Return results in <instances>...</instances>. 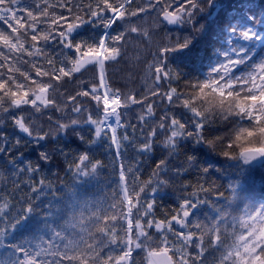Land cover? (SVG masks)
Here are the masks:
<instances>
[{
  "label": "snow or ice",
  "instance_id": "snow-or-ice-1",
  "mask_svg": "<svg viewBox=\"0 0 264 264\" xmlns=\"http://www.w3.org/2000/svg\"><path fill=\"white\" fill-rule=\"evenodd\" d=\"M133 3L134 0H94V3L80 5L72 4L71 0H56L55 3L49 0H0V70H3L0 71V113L12 115L19 129L33 137V128L25 122L23 116L17 117L11 110L22 109L23 106H30L37 112L49 106L62 110L58 96L63 88L66 93L63 103L71 101L74 105L72 110L79 113L81 106L76 105L77 98L81 95L85 98L91 96L101 118L93 119L89 114V122L96 126L94 135L87 141L83 135L79 139L92 145L101 137L103 128L107 127L111 129V141L119 154L116 127L109 121L114 117L116 125H120L121 115L118 110L137 101L135 94L125 95L119 88L111 89L105 79V70L108 63L117 62L122 57L123 42L128 36L136 34L151 38L148 28L133 21L142 18L140 14L150 15L155 12L163 23L179 28L177 35L168 37L159 46L158 58L147 68L155 84L154 88L148 89L149 94L157 96L160 95L162 80L179 83L184 78L180 72L181 62L194 52L201 38L211 30L214 21L210 18L213 12L223 8L222 0H146L145 4H137L135 7ZM81 8L84 9L82 14ZM262 25L264 5L259 15L254 8H248L239 18L233 16L221 20L218 33L222 39L213 45L207 64L201 65L206 70L201 73L202 79L197 78L194 84L186 81V86L191 89L189 92L172 87L163 94L169 103L175 97L178 110H187L192 114L187 118L183 114L177 118L175 114L169 116L166 112L162 117L159 127L164 129L169 125L171 128L164 143L173 152L178 147V139L185 137L192 138L195 144H207L215 149V139H206L203 135L206 122L211 123L215 118H230L236 123L233 136L226 145L229 150L221 152V155L237 163L241 173L229 185L232 202L228 203L227 208L211 204V215L204 213L202 223L198 214L203 205L211 202L202 200L197 192L208 195L210 189L198 186V189L181 198L178 210L170 217L166 215L158 221L149 219V216H155V199L142 204L141 195L146 188H150L155 197L170 181L157 178L153 183L150 177L147 181L137 183L133 173L130 187L122 164V198L119 206L126 227L121 236L117 230L121 218L115 213L117 204L108 206L113 210L109 214L100 201H90L87 193L80 191L102 170L103 162L92 154V148H78L75 152H65L63 148L52 152L45 150L39 153L40 160L51 162L56 152H59L73 174L74 183L67 191L65 188L59 189V193L53 190L51 182L46 185L44 179L39 181V188L25 185L37 200L44 193H52L48 206L42 210L45 215L41 220H35L33 215L34 210L40 206L33 204L32 197L25 195L20 201L22 207L15 214L10 211V207L15 208V205H10L6 198L0 203V264H47L49 253L58 259V264H136L133 258L136 250L146 251V264H197V260L199 264H205L206 237L207 248L211 250L209 254H220L213 264H264V203L259 206L249 203L242 188L243 177L251 169L256 166L264 168ZM86 28H102L103 31L98 36L94 34L85 38L81 31ZM24 56L44 57L47 66L30 63L24 60ZM28 63L30 70H22L18 66ZM89 69H98L99 88L104 89L102 95L97 94L96 85L82 93L68 92L66 85ZM147 113L154 114L153 104L147 105ZM79 126L77 120L58 123L57 135L75 133ZM189 126L196 131H190ZM152 135H155V131ZM48 136L47 132H37L35 143L39 144ZM15 145L19 146L20 140L17 139ZM141 150L151 151V144L143 143ZM12 151L13 146L7 143L0 146V153H4L5 157ZM16 151L20 152L19 147ZM0 159H3L6 170H15L21 174L24 170H42L40 163L35 167L29 163L25 169H21L20 165L24 164L22 152L19 157L13 154L10 158ZM187 160L190 165L196 164L194 155L188 156ZM167 164V160L161 159L156 167L166 173ZM210 167L201 169L202 173L207 175ZM128 171L132 170L129 168ZM179 174L180 170L177 169L176 175ZM157 175L153 173V176ZM215 190L218 196H223L218 189ZM17 191L22 189L18 188ZM241 206L243 210L239 215L230 211L239 210ZM141 208L144 209L142 213ZM133 209L143 218V222L140 218L135 220V239ZM174 222L181 227L178 233L173 229ZM189 225H194V231L185 232L183 229ZM30 227H35L37 233H52L47 249L29 241L4 244L10 236L14 240L15 233H23ZM151 230L159 234L155 239L150 235ZM166 233L178 236L184 247H176ZM189 244L196 246V259L185 251ZM114 245L120 249L118 255L112 254ZM177 253H180L178 258ZM52 264H57V260L52 261Z\"/></svg>",
  "mask_w": 264,
  "mask_h": 264
},
{
  "label": "trees",
  "instance_id": "trees-1",
  "mask_svg": "<svg viewBox=\"0 0 264 264\" xmlns=\"http://www.w3.org/2000/svg\"><path fill=\"white\" fill-rule=\"evenodd\" d=\"M49 2L55 3L56 0H49ZM71 3L87 5L94 3V0H71ZM145 3L146 0H134L133 7L137 4ZM222 4L223 8L214 11L210 18L214 22L209 33L201 38L194 52L181 62L180 72L184 78L179 83L162 80L160 82V95L157 96L149 94L148 89L154 88L155 84L150 79L151 73L147 71V68L149 64L154 62V59L158 58L159 46L168 37L177 35L179 28L173 25H166L158 18L155 12H152L150 15L140 14L142 18L133 21V23L148 28L151 32V38L140 37L136 34L128 36L123 42L122 57L118 58L117 62L108 63L105 70L106 81L111 86V89L119 88L121 93L125 95H136V103H130L127 107L119 109L122 122V127L117 131V138L120 143L119 154H117L115 145L112 144L111 135L107 129L103 128L101 137L97 138L92 145H87L79 139V136L83 135L85 141H87L94 135L96 126L89 122V114L92 115L93 119L101 118V114L94 106L96 102L92 100L91 96L85 98L81 95L77 98L75 103L81 106L79 113L72 110L74 105L71 101H68L66 104L63 103L64 96L66 95L63 88L60 89L58 96V101L62 104V110H58L52 106L41 109L40 112H37L30 106L11 110L15 116H23L25 122L33 128V137H29L19 129L12 119V115L0 113V146H4L5 143L13 146V151L8 153L7 157H5L4 153H0V157L10 158L13 154L19 157L20 152H22L24 164L20 165L21 169H25V166L29 163L33 167L37 163H40L42 169L39 172L24 170L23 174H21L15 170H6L3 159H0V203H3L6 198L10 205H15V208L10 207L12 214H15L22 207L20 201L27 195L33 198V204H39L40 206L34 210L33 215L35 220L43 219L45 214L42 210L48 206V202L52 199V193H44L37 200L34 198L32 191L28 187H25V185L31 184L39 188V181L44 179L46 185L51 182L53 190L59 193V189L61 188H65V191H67L73 185L74 178L72 172L68 170L67 162L64 161V157L59 152H56L51 162L41 161L39 153L45 150L52 152L58 148H63L65 152H75L78 148L83 150L91 147L93 150L92 154L103 162L102 170H99L96 178L81 188L80 191L87 193V198L90 201H100L108 209L109 214H112L113 210L108 208V206L110 204H117L115 213L121 216L117 223V230L121 236L123 235V229L126 227V221L121 215V208L119 206V201L122 198L120 195V168L122 164L124 165L125 176L128 179L130 187L133 173H135L137 183L147 181L150 177L153 183H155L157 178L168 179L170 181L168 186L160 189L155 197H153L150 188H146L145 193L141 195L142 204L155 199V216H149V219L158 221L165 218L166 215L170 217L174 211L178 210L181 198L188 195L194 189H198V186L210 189L208 195H205L204 192H197L202 200L211 202L210 204L203 205L201 213L198 214L202 223L204 222V213L211 215V204L227 208L228 203L232 202L229 185L233 184L241 173L237 163L221 155V152L229 150L226 145L229 142V138L233 136L234 129L237 126L236 123L230 118H215L211 123L206 122V126L202 130L203 135L206 139H215L217 144L215 149L210 148L207 144H195L192 138L185 137L178 139V147L174 152L167 149L164 143L171 131L170 126L166 125L164 129L159 127L162 117L166 112L169 116L175 114L177 118H181L182 114L184 118L192 115L187 110H178L179 106L175 97L169 103L163 94L168 92L172 87L183 92H189L191 89L186 86L185 82L194 84L197 78L202 79L201 73L206 70L201 65L207 64V57L213 51V45L216 44L218 39H222L218 33L220 21L226 17L231 18L235 16L239 18L248 8H254L255 13L259 15L262 5H264V0H222ZM83 10V8L80 9L81 14ZM64 14L67 15V12L65 11ZM261 28L264 29V25ZM102 31V28H86L81 31V35L85 38L94 34L98 36ZM77 39H80V37H77ZM24 60L47 66L44 57L31 58L24 56ZM30 63L18 66L22 67V70H30ZM92 85H96L97 94L102 95L101 88H99L98 69H89L83 75H78L75 80L66 85V88L68 92L75 94V92L82 93L91 88ZM149 103L153 104L154 114L147 113V105ZM69 120H77L79 122L80 126L76 129V132H69L67 135L63 133L57 135V124L67 123ZM189 130L196 131L191 126H189ZM40 131L49 133V136L37 144L34 137ZM153 131H155L154 136L152 135ZM125 136L127 139H124ZM17 139L20 140L19 146L15 145ZM145 142L151 144V151L141 150V145ZM40 145H43V147ZM17 147H19L20 152L16 151ZM193 155L196 157V164L190 165L187 157ZM161 159H165L168 162L166 173L156 167ZM17 163H19V160H17ZM209 165L212 166L209 168V173L207 175L203 174L201 169L207 168ZM129 168L132 170L131 172L128 171ZM177 169L180 170L179 175H176ZM154 172L158 175L153 176ZM75 182L79 183V181ZM188 185H191V187H188ZM18 188L22 189V191H17ZM242 188L249 203H255L257 206L260 203H264V168L256 166L251 169L243 177ZM215 189L223 193V196H218ZM242 210V206L239 210L230 209L234 215L241 214ZM143 211L144 209L141 208L140 212L142 213ZM138 218L143 222L140 214L133 209L134 239L136 234L135 220ZM40 227L42 228L43 226L40 225ZM173 229L178 233L181 227L174 222ZM183 230L185 232L189 230L194 231V225H189ZM150 235L155 239L159 234L155 230H151ZM166 235H168L169 241L174 243L176 247H184L180 243L178 236L171 233H166ZM14 236V240L10 236L4 241V244L29 241L31 244L47 249L52 233L50 231L47 235L43 231L37 233L35 227H30L23 233H15ZM55 243L58 244L59 241L56 240ZM204 244L205 264H213L215 258L220 254H209L211 250L207 248V237ZM112 247V254L118 255L120 251L119 247L117 245ZM195 248V244H189L185 248V251L191 253L194 259H196ZM52 251L54 252L55 249L53 248ZM105 251L107 252V249ZM176 255L178 258L180 253ZM133 258L136 264H146V251H134ZM46 260L47 264H52L54 260H57L58 264V259L51 253L47 255ZM197 264H199V260H197Z\"/></svg>",
  "mask_w": 264,
  "mask_h": 264
},
{
  "label": "bare ground",
  "instance_id": "bare-ground-1",
  "mask_svg": "<svg viewBox=\"0 0 264 264\" xmlns=\"http://www.w3.org/2000/svg\"><path fill=\"white\" fill-rule=\"evenodd\" d=\"M109 123H111L114 127H116V131H117L119 125L118 126L116 125L114 117L109 121ZM110 131H111V129H110Z\"/></svg>",
  "mask_w": 264,
  "mask_h": 264
},
{
  "label": "rangeland",
  "instance_id": "rangeland-1",
  "mask_svg": "<svg viewBox=\"0 0 264 264\" xmlns=\"http://www.w3.org/2000/svg\"><path fill=\"white\" fill-rule=\"evenodd\" d=\"M104 129H107V130H108L109 128H107V127H104Z\"/></svg>",
  "mask_w": 264,
  "mask_h": 264
},
{
  "label": "water",
  "instance_id": "water-1",
  "mask_svg": "<svg viewBox=\"0 0 264 264\" xmlns=\"http://www.w3.org/2000/svg\"><path fill=\"white\" fill-rule=\"evenodd\" d=\"M258 168H261V167H259V166H257Z\"/></svg>",
  "mask_w": 264,
  "mask_h": 264
}]
</instances>
